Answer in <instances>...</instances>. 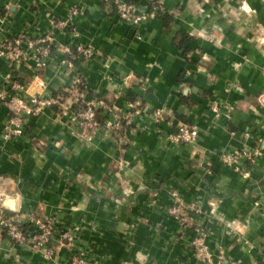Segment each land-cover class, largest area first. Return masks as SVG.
I'll use <instances>...</instances> for the list:
<instances>
[{
	"label": "crops",
	"instance_id": "obj_1",
	"mask_svg": "<svg viewBox=\"0 0 264 264\" xmlns=\"http://www.w3.org/2000/svg\"><path fill=\"white\" fill-rule=\"evenodd\" d=\"M140 3L147 10L164 4L167 14L135 30L102 0H0L1 39L51 34L54 43L39 72L0 58V90L13 73L29 93L64 96L10 142L3 138L9 111L0 102V193L19 194L7 212L58 218L59 234L75 228L79 249H89L98 264H204L194 257L191 235L167 214L177 191L202 209L213 264H264V218L254 206L264 198V157L250 179L215 159L264 142V0H247L251 12L244 0ZM57 20L69 26L55 29ZM79 45L92 46L96 56L75 58ZM79 82L86 98L110 106L140 99L143 114L122 135L101 128L86 140L92 133L76 135L71 112ZM214 101L222 104L221 119L210 110ZM157 108L167 112L159 125L152 120ZM181 123L199 127L196 145L166 140ZM205 158L214 162L211 175ZM67 256L62 250L60 261ZM0 264L42 258L13 246L0 226Z\"/></svg>",
	"mask_w": 264,
	"mask_h": 264
},
{
	"label": "built area",
	"instance_id": "obj_2",
	"mask_svg": "<svg viewBox=\"0 0 264 264\" xmlns=\"http://www.w3.org/2000/svg\"><path fill=\"white\" fill-rule=\"evenodd\" d=\"M115 7L116 13L121 21L131 28L139 30L140 27L156 18L167 14L164 4L154 3L149 9H144L140 0H102ZM227 2L231 0H225ZM70 22L57 20L52 22V27L66 28ZM54 53L52 35L30 36L22 33L16 38H0V58L6 59L11 64H22L30 69L39 72L47 66L48 59ZM75 58L84 60L93 59L97 51L92 46L79 45L71 53ZM67 66L72 67L73 62L66 61ZM130 77L126 78L127 83ZM35 81V80H34ZM74 104L82 102L84 109L78 112L73 111L74 133L85 136L94 133L101 128H106L115 136L122 135L127 129L134 125V120L143 114V102L140 99L128 101L124 108L110 106L107 100L93 97L86 100L84 93L75 91ZM63 94L39 95L29 93V88L18 80L15 74L11 73L0 90V102L9 111L8 123L4 130V141L10 142L26 134L29 121L41 117L46 109L61 104ZM222 104L214 101L210 110L215 114L216 119H221ZM107 112L113 115V120H103L100 112ZM166 111L157 108L152 113V120L157 125L166 122ZM166 140L176 145L194 146L199 140V127L196 124L181 123L176 130L166 135ZM263 140H259L251 147L236 148L231 151H222L216 154L215 159L223 165L232 168L242 178L250 179L253 169L264 157ZM213 160L205 158L201 163L205 172L213 173ZM19 194L10 196L12 201L19 199ZM173 205L167 209V214L178 222L182 233L191 235L190 247L194 257L204 264H213L215 254L209 245V230L204 221L200 218L203 215L202 209L197 202L187 203L177 192H172ZM5 195L0 196V226L13 246L25 248L34 254L41 256L42 264H98L91 259L89 249L81 250L78 247L80 236L75 228L65 226L59 234V219L54 216L38 217L34 214L22 215L16 211L8 214ZM254 206L264 218V198L256 200ZM27 219V220H26ZM24 220H26L24 222ZM230 225V224H228ZM233 225V224H232ZM233 228V227H232ZM239 234V229L236 230ZM239 240L249 250H254L255 245L246 237L240 236ZM56 244V245H55ZM58 244V245H57ZM65 250L66 260L60 261V252ZM262 261L264 262V244L260 247ZM220 261L224 257L217 256Z\"/></svg>",
	"mask_w": 264,
	"mask_h": 264
},
{
	"label": "trees",
	"instance_id": "obj_3",
	"mask_svg": "<svg viewBox=\"0 0 264 264\" xmlns=\"http://www.w3.org/2000/svg\"><path fill=\"white\" fill-rule=\"evenodd\" d=\"M20 80V79H19ZM78 92L87 94L86 88L84 87L82 82H79L75 88ZM84 109V105L82 102H78L73 105V111L78 112Z\"/></svg>",
	"mask_w": 264,
	"mask_h": 264
},
{
	"label": "clouds",
	"instance_id": "obj_4",
	"mask_svg": "<svg viewBox=\"0 0 264 264\" xmlns=\"http://www.w3.org/2000/svg\"><path fill=\"white\" fill-rule=\"evenodd\" d=\"M242 8H243L245 11H249V12H251V8H250V6L248 5L247 0H244V3L242 4ZM0 195H6V194L0 193ZM4 203L7 204V205H12V206H14V202H13L11 199H5V200H4Z\"/></svg>",
	"mask_w": 264,
	"mask_h": 264
},
{
	"label": "water",
	"instance_id": "obj_5",
	"mask_svg": "<svg viewBox=\"0 0 264 264\" xmlns=\"http://www.w3.org/2000/svg\"><path fill=\"white\" fill-rule=\"evenodd\" d=\"M86 99L87 100H91V99H93V97L88 96Z\"/></svg>",
	"mask_w": 264,
	"mask_h": 264
}]
</instances>
